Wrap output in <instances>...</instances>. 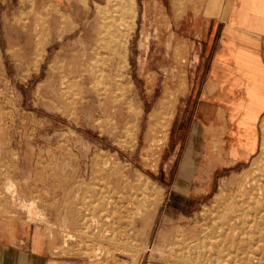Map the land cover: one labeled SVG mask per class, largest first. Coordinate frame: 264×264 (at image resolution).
<instances>
[{"label": "rangeland", "instance_id": "obj_1", "mask_svg": "<svg viewBox=\"0 0 264 264\" xmlns=\"http://www.w3.org/2000/svg\"><path fill=\"white\" fill-rule=\"evenodd\" d=\"M133 1L130 28V0H105L85 22L47 0H0V250H16L0 262L239 264L234 247L208 252L221 235L201 229L264 166L252 168L264 160V116L250 162L205 177L209 192H181L192 184L191 175L184 185L178 177L196 50L174 18L203 0ZM122 25L130 28L127 52L115 60L102 42ZM85 43L96 46V87L56 96L47 79L58 51ZM162 97L175 100L172 115L154 124L150 112Z\"/></svg>", "mask_w": 264, "mask_h": 264}, {"label": "crops", "instance_id": "obj_2", "mask_svg": "<svg viewBox=\"0 0 264 264\" xmlns=\"http://www.w3.org/2000/svg\"><path fill=\"white\" fill-rule=\"evenodd\" d=\"M47 1L58 4L80 22H85L105 0ZM240 1L203 0L199 10H189L178 19L174 18L176 32L196 50L192 115L178 177L181 185L186 184V161L192 168L194 166V172L190 174L192 184L181 190L183 193L209 192V184L203 182L205 177L213 176L217 170H237L245 166L261 145L264 24H256L251 12L240 14L237 7ZM241 48H255L258 55L240 57L237 53ZM250 112L255 113L254 117L246 119ZM15 251L9 255L5 253L8 252L6 249H1L0 257L11 259ZM4 264L14 262L5 261Z\"/></svg>", "mask_w": 264, "mask_h": 264}, {"label": "bare ground", "instance_id": "obj_3", "mask_svg": "<svg viewBox=\"0 0 264 264\" xmlns=\"http://www.w3.org/2000/svg\"><path fill=\"white\" fill-rule=\"evenodd\" d=\"M240 2L241 6L238 7L240 14L245 15L253 12V21L258 25L264 24V0H241ZM133 6L134 1L130 0V4L127 8V10L129 11V18H131L130 28H133V25L135 23L134 18L136 16V11H134ZM242 18L246 20L247 17L243 16ZM120 28H122V30L119 34L116 29L114 31H109L108 38L103 39L104 41L102 42V45L107 49L108 54L115 60H118L119 57L121 58L126 54L127 41L130 34L129 27L126 28L125 25H122ZM39 33V30H34L30 33V36H37L39 35ZM42 33V39H46L50 34L48 30H43ZM118 36H120V38H117ZM31 42L33 44L35 43L34 41ZM63 51H66V54L63 55ZM39 52L40 51L38 45V54ZM69 55L73 56L72 59H69ZM237 55H239L240 57H255L258 55V51L255 48H241L238 50ZM68 59L70 61H68ZM119 61L121 60L119 59ZM41 62L42 60L37 57V68L40 66ZM51 68L55 70V73L48 76L47 84H49L56 91V96L58 97L73 98L74 95L78 92L74 88L76 86L84 88L85 85L88 84L90 88H94L96 87V80L98 79L96 76V46L91 45L90 43H85L83 44V48L77 51L62 49L58 51L57 61L55 63H52ZM97 92L99 93V95H102L103 93L102 91H100V89H98ZM159 103V106H156L150 112V117L152 119L151 122H153L154 124H160L162 123V119H165V124L166 122H168L172 115L175 100L162 97ZM254 115V112H250L247 114L246 119L253 118ZM164 124L162 123V125ZM260 163L261 165H264V160L255 159L252 164V168L259 169ZM186 164V170L184 171V173L190 175L192 165L187 161ZM254 174L256 175L247 179L240 185V187L238 186L239 188L237 192L230 197L228 204L223 209H220L216 213V215H214L210 223H206L201 229V232L206 235H210V232L215 233V231L218 232L219 235H221L222 242L219 244L216 243L210 245L207 249L208 252H211L213 249L214 251L212 252H215L217 255V253L221 252L225 248L234 247V252L237 255L239 264H264V166ZM240 182L238 183L240 184ZM33 204L30 206L32 207ZM187 241L189 243H197L198 241H200V238L187 239ZM229 243L231 246L229 245ZM128 250L130 249L128 248ZM181 259L183 258L181 257ZM213 264H215V262H213Z\"/></svg>", "mask_w": 264, "mask_h": 264}]
</instances>
